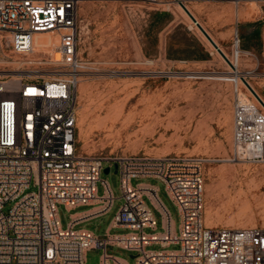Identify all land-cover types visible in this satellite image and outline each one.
Returning <instances> with one entry per match:
<instances>
[{
    "label": "built area",
    "instance_id": "obj_1",
    "mask_svg": "<svg viewBox=\"0 0 264 264\" xmlns=\"http://www.w3.org/2000/svg\"><path fill=\"white\" fill-rule=\"evenodd\" d=\"M83 0H0V264H84L100 248V264H127L107 245L134 251V264H264V225L207 226L203 222V164L195 154L84 155L76 147L79 3ZM156 2L157 0H139ZM183 1V0H172ZM208 1V0H197ZM264 2V0H231ZM42 36V37H41ZM239 39L232 36L233 50ZM6 52V53H5ZM236 60V57H234ZM10 72H15L10 74ZM231 78L232 150L236 162H264V102L251 93L250 71ZM250 88V89H249ZM252 90V89H251ZM115 165L119 208L102 237L75 226L105 214L113 195L100 172ZM153 178L177 209L170 214L149 183ZM99 181L102 193L96 194ZM30 186L35 189L29 190ZM10 206L3 211L4 204ZM57 205L73 213L61 228ZM148 205L159 214L160 230ZM112 227L126 229L109 234ZM148 228L150 231L146 232ZM157 244L160 249H145ZM178 244L176 249H167Z\"/></svg>",
    "mask_w": 264,
    "mask_h": 264
},
{
    "label": "rangeland",
    "instance_id": "obj_2",
    "mask_svg": "<svg viewBox=\"0 0 264 264\" xmlns=\"http://www.w3.org/2000/svg\"><path fill=\"white\" fill-rule=\"evenodd\" d=\"M190 2L197 7L193 13L199 23L229 58L235 52L232 36L236 33L241 50L237 68L241 72L250 71L248 80L264 97V2ZM173 3L172 0L79 3L78 54L85 65L77 83V150L103 158L126 153L201 156L205 159L203 222L207 226L264 225V162L250 164L231 159L232 92L227 79L232 76L231 65L195 27H190L185 14ZM237 10L242 15L237 16ZM2 57L0 53V70L13 69L15 64ZM99 178L108 183L112 192L111 207L102 216L75 227L102 237L122 200L113 165L107 173L101 171ZM138 182L157 188L176 232L177 209L163 184L153 178L130 180L131 185ZM33 189L34 186L29 187ZM101 193L98 181L96 194ZM9 206V202L5 203L3 211ZM148 206L158 231L159 214ZM89 207L81 205L67 210L57 205L61 228L66 227L71 214ZM125 231L112 227L108 233ZM166 248L176 249L178 244ZM145 249L157 250L160 246L150 244ZM101 252L100 248L87 250L84 264H100ZM105 252L134 264V251L107 245ZM109 262L113 264L112 260Z\"/></svg>",
    "mask_w": 264,
    "mask_h": 264
},
{
    "label": "bare ground",
    "instance_id": "obj_3",
    "mask_svg": "<svg viewBox=\"0 0 264 264\" xmlns=\"http://www.w3.org/2000/svg\"><path fill=\"white\" fill-rule=\"evenodd\" d=\"M191 0H183V1H174V5L176 6V8H179L187 17V19L190 22V27H195L197 29V27L194 25V23L190 20L189 16L187 15V13L185 12V10L197 21V23L203 28V26L199 23V21L197 20V18L195 17L194 13H193V9L197 8L196 5L191 4L190 2ZM237 16L242 15V13L240 11H236ZM245 16V15H244ZM204 29V28H203ZM198 30V29H197ZM199 31V30H198ZM204 31L209 35V33L204 29ZM209 37L213 40V38L209 35ZM214 41V40H213ZM214 43L216 44V42L214 41ZM221 52L224 55V58L228 61V63L231 65H229L231 67V78H239L240 75H242V73H240L241 71L238 70L237 68V58H238V54L241 52V50L237 49L234 50V55L232 58H229L224 52L223 50L217 46ZM236 57V60L235 58ZM223 58V57H222ZM1 72V71H0ZM203 74V73H202ZM199 75V74H198ZM231 78H227V79H231ZM249 86L252 89V91L264 102V97L260 96L259 93L257 92V90L254 88L253 84L248 80ZM208 185V184H207ZM208 194L211 195L212 190L210 189V187H208L207 189ZM205 222V221H204Z\"/></svg>",
    "mask_w": 264,
    "mask_h": 264
},
{
    "label": "water",
    "instance_id": "obj_4",
    "mask_svg": "<svg viewBox=\"0 0 264 264\" xmlns=\"http://www.w3.org/2000/svg\"><path fill=\"white\" fill-rule=\"evenodd\" d=\"M187 15L189 16L190 20L194 23V25L197 27L199 30L200 34L206 39V41L210 44V46L221 56L224 58L223 53L221 50L217 47V45L214 43V41L209 37V35L204 31V29L197 23V21L185 10ZM250 89V88H249ZM251 93L253 96L260 102L258 96L250 89ZM261 103V102H260ZM262 104V103H261ZM263 105V104H262ZM264 107V105H263ZM115 168V165L113 166ZM115 171V170H114ZM103 173H107V167H104L102 169Z\"/></svg>",
    "mask_w": 264,
    "mask_h": 264
},
{
    "label": "crops",
    "instance_id": "obj_5",
    "mask_svg": "<svg viewBox=\"0 0 264 264\" xmlns=\"http://www.w3.org/2000/svg\"><path fill=\"white\" fill-rule=\"evenodd\" d=\"M77 213H80V212H77ZM77 213H76V214H77Z\"/></svg>",
    "mask_w": 264,
    "mask_h": 264
},
{
    "label": "trees",
    "instance_id": "obj_6",
    "mask_svg": "<svg viewBox=\"0 0 264 264\" xmlns=\"http://www.w3.org/2000/svg\"><path fill=\"white\" fill-rule=\"evenodd\" d=\"M164 13H162V15H163Z\"/></svg>",
    "mask_w": 264,
    "mask_h": 264
}]
</instances>
